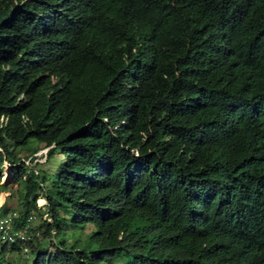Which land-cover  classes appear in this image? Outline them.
Wrapping results in <instances>:
<instances>
[{
	"label": "trees",
	"instance_id": "trees-1",
	"mask_svg": "<svg viewBox=\"0 0 264 264\" xmlns=\"http://www.w3.org/2000/svg\"><path fill=\"white\" fill-rule=\"evenodd\" d=\"M1 170L30 264H264V0H0Z\"/></svg>",
	"mask_w": 264,
	"mask_h": 264
},
{
	"label": "built area",
	"instance_id": "built-area-1",
	"mask_svg": "<svg viewBox=\"0 0 264 264\" xmlns=\"http://www.w3.org/2000/svg\"><path fill=\"white\" fill-rule=\"evenodd\" d=\"M37 208L43 210L45 200L41 199L42 204H38ZM2 202H0V207ZM36 211H29L23 218L19 217L17 211L10 210L0 215V246L4 245L8 248L18 246L23 255L29 254V245L34 243V240L40 238V230L32 227L35 220ZM41 220L50 222L45 212L41 215Z\"/></svg>",
	"mask_w": 264,
	"mask_h": 264
},
{
	"label": "rangeland",
	"instance_id": "rangeland-1",
	"mask_svg": "<svg viewBox=\"0 0 264 264\" xmlns=\"http://www.w3.org/2000/svg\"><path fill=\"white\" fill-rule=\"evenodd\" d=\"M44 153H45V149H40L34 154L36 159L39 162H42L44 160ZM23 155H24V153H22V152L19 153V157L23 156ZM34 162L35 161H32V163H30V165H33ZM4 163L9 164L8 161H4L3 165H4ZM25 164H29V161L26 158H25ZM4 168H5V166H4ZM4 168H3V171H4ZM3 171H2V175L0 174V180L2 179ZM39 199L41 200L42 198L38 197L36 199V200H38V204H40ZM4 200H6V203H7L9 208H11V209L13 208L12 210L17 211L15 209V206L17 204L16 194L14 193L13 190L8 189L6 192H0V202L3 203ZM36 200H35V206L37 205ZM36 215H37L36 219L32 223V227H34V228H36L39 225V223L42 221L41 216L37 213V211H36ZM91 230H92V227L89 225L85 226V227L66 228L64 230L65 238L67 239V241H72V240L76 239L78 242V245L84 246L87 243V232L91 231ZM40 241H41V244H43L44 241H42V240H40ZM35 242H37V240H34V243ZM45 248L48 249V246L45 245ZM32 258H33V256L31 254L27 253V255L25 256L21 252H12V253L7 252V254L5 256V260L8 262V264H30L32 261Z\"/></svg>",
	"mask_w": 264,
	"mask_h": 264
},
{
	"label": "water",
	"instance_id": "water-1",
	"mask_svg": "<svg viewBox=\"0 0 264 264\" xmlns=\"http://www.w3.org/2000/svg\"><path fill=\"white\" fill-rule=\"evenodd\" d=\"M45 151H46V149H45Z\"/></svg>",
	"mask_w": 264,
	"mask_h": 264
},
{
	"label": "bare ground",
	"instance_id": "bare-ground-1",
	"mask_svg": "<svg viewBox=\"0 0 264 264\" xmlns=\"http://www.w3.org/2000/svg\"><path fill=\"white\" fill-rule=\"evenodd\" d=\"M40 205V204H39Z\"/></svg>",
	"mask_w": 264,
	"mask_h": 264
}]
</instances>
